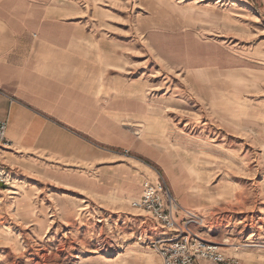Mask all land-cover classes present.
Returning <instances> with one entry per match:
<instances>
[{
    "label": "rangeland",
    "instance_id": "1",
    "mask_svg": "<svg viewBox=\"0 0 264 264\" xmlns=\"http://www.w3.org/2000/svg\"><path fill=\"white\" fill-rule=\"evenodd\" d=\"M49 1L143 93L134 132L157 155L117 150L137 183L160 179L225 255L264 245V0ZM4 171L0 264H163L167 231L132 206L140 190L86 198Z\"/></svg>",
    "mask_w": 264,
    "mask_h": 264
},
{
    "label": "crops",
    "instance_id": "2",
    "mask_svg": "<svg viewBox=\"0 0 264 264\" xmlns=\"http://www.w3.org/2000/svg\"><path fill=\"white\" fill-rule=\"evenodd\" d=\"M49 2L0 0V123L8 124L0 168L41 190L119 200L143 194L148 178L137 183L135 166L117 153L157 155L135 136L145 119L143 93L135 84L127 90L103 40ZM256 247L248 241L227 255L264 264V245Z\"/></svg>",
    "mask_w": 264,
    "mask_h": 264
},
{
    "label": "built area",
    "instance_id": "3",
    "mask_svg": "<svg viewBox=\"0 0 264 264\" xmlns=\"http://www.w3.org/2000/svg\"><path fill=\"white\" fill-rule=\"evenodd\" d=\"M7 122L0 123V145L5 144ZM8 174L0 168V181ZM132 206L146 211L164 230L171 233L170 238L156 242L163 264H239L236 258L228 257L221 251V245L207 239L199 232L202 219L180 207L169 189L160 179H147L143 183V195L133 201ZM193 226L198 227L195 232Z\"/></svg>",
    "mask_w": 264,
    "mask_h": 264
}]
</instances>
